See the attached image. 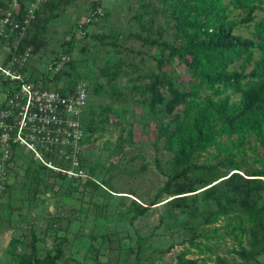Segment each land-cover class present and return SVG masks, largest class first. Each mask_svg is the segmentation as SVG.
<instances>
[{"label": "trees", "instance_id": "trees-1", "mask_svg": "<svg viewBox=\"0 0 264 264\" xmlns=\"http://www.w3.org/2000/svg\"><path fill=\"white\" fill-rule=\"evenodd\" d=\"M16 2L0 0V19L10 11L18 24L0 36L1 63H22L26 51L34 63L60 30L43 69L30 56L23 62V80L63 95L86 83L78 143L113 141L106 155L81 149L77 165L43 153L65 171L9 141L0 232L18 228L20 236L8 241V264H126L130 256L131 264H152L175 243L149 250L139 235L132 247L117 233L93 234L101 240L85 253L92 263L66 248L80 235L74 226L132 225L158 205L147 237L160 225L171 230L184 246L173 264H264V0H119L115 10L103 0H40L32 17L31 0ZM69 7L83 21L54 24ZM63 55L68 61L52 74ZM20 84L0 72V111ZM47 194L61 198V210L37 215Z\"/></svg>", "mask_w": 264, "mask_h": 264}, {"label": "built area", "instance_id": "built-area-1", "mask_svg": "<svg viewBox=\"0 0 264 264\" xmlns=\"http://www.w3.org/2000/svg\"><path fill=\"white\" fill-rule=\"evenodd\" d=\"M31 1L29 17H32L33 9L40 0ZM12 7L17 8L16 0H12ZM6 25L18 26L13 21L10 11H6L0 19V36H6ZM29 56V51H26L20 56L22 63H13L18 61L17 58L5 65L0 63V72L4 76L10 80L21 81L19 90L11 93L8 98V108L0 111V179H5L4 161L10 154L9 141L22 145L26 151H31L34 158L39 159L42 164L60 171L62 169L55 167L51 160L44 158L43 153L63 155L71 159L73 165H77V155L83 148L78 143L82 135L78 117L88 96L86 83H77L74 91L63 95L56 88H40L24 82L19 68L25 64L23 62ZM68 59V56L63 55L53 67L52 74L61 70ZM15 64L18 68L13 69ZM15 109L17 114H13L16 112ZM9 115H14L11 123L6 121ZM66 172L69 175H83L81 169L77 173L71 170Z\"/></svg>", "mask_w": 264, "mask_h": 264}, {"label": "rangeland", "instance_id": "rangeland-1", "mask_svg": "<svg viewBox=\"0 0 264 264\" xmlns=\"http://www.w3.org/2000/svg\"><path fill=\"white\" fill-rule=\"evenodd\" d=\"M119 0H103V6L105 9H110V10H115V4ZM83 16L77 15L73 8L69 7L67 12L63 14V16H60L59 19L54 21V24H57L58 22L65 21L67 23H73V22H82L83 21ZM54 32V31H53ZM55 35H52L51 31V38L50 43L48 46L47 50H42L40 51L39 58L37 61L33 63L31 61V56L28 58V61L30 64L35 65L38 69H43L45 67V64L49 62L51 53L50 49H52L55 44L56 40L54 39V36L59 39L61 36V32L56 31ZM59 41V40H58ZM4 53L0 52V63L4 58ZM109 57H114V55H109ZM151 66V65H150ZM177 73H182L183 69H180V67L175 68ZM123 84V82H121ZM2 95L0 94V99ZM3 98V97H2ZM138 129V126H136ZM147 139L146 135L142 136V141L145 142ZM111 140V141H110ZM105 141H109L108 143H105ZM113 141V136H108L106 135L104 138L99 139L96 143L88 145L84 148L85 154H89L90 157L94 158L96 157L99 153L102 155H106L109 152V148L111 147V142ZM82 148V149H83ZM33 159L34 155L32 154ZM113 157V156H112ZM40 161L39 159H35ZM41 162V161H40ZM42 163V162H41ZM17 174L19 177L22 175V171L17 169ZM13 177V173L11 174ZM17 177V179L19 178ZM85 177H83L84 179ZM80 194L77 193L76 197L79 196ZM88 197L89 194L87 193L85 196V199L88 202ZM68 203H71L68 200ZM61 204V198H53L51 197L50 194H47L45 196H42L41 199L37 202L36 205H34V213L37 215H46L47 212L53 213L55 211H60V205ZM76 206L78 203L75 204ZM24 208L22 209V212L25 211L26 207L23 206ZM163 212V207L161 205H158L156 207L149 208L147 212L143 216H139L132 225L128 224V222H107L106 224H99L98 222H93V221H86L84 222L80 227L74 226L72 230L76 232V229L79 228L78 233L80 234L78 239L76 240L75 244H69L66 248V252L75 257L76 259L79 260H86L88 262L92 261L85 255V253L88 252L90 244L98 247L101 238L98 237L97 239L93 240L91 239V235L93 234H102L105 232H114L117 233L119 236L126 237L125 238V243L126 245L135 247L136 245V237L139 235L142 237L141 243L143 246L149 247L150 249H155V248H163L168 246L170 243H175L173 246L170 248L168 252L163 254L160 258H155L153 259L152 264H173L175 261V256L176 254L184 247L181 244H177V238L173 234H171V230L168 229L167 227L160 225L159 228L156 230L158 234L156 236H149L147 235L150 233L152 230V227L154 224L158 223V218L159 215ZM9 211H3L2 216L5 218L9 217ZM11 217H16V214H13ZM102 223V222H99ZM160 233V234H159ZM20 236V229L18 228H11V229H6L0 232V264H8V257L6 254V247L8 246V241L12 237H18ZM174 241V242H173ZM21 248V245H19L18 249ZM194 256V255H190ZM102 261L105 262L106 258L103 257ZM133 261V256H130L126 260V264H131Z\"/></svg>", "mask_w": 264, "mask_h": 264}]
</instances>
